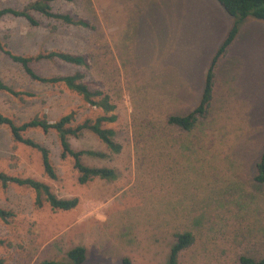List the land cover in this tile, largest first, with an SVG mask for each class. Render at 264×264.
<instances>
[{"label": "rangeland", "instance_id": "obj_1", "mask_svg": "<svg viewBox=\"0 0 264 264\" xmlns=\"http://www.w3.org/2000/svg\"><path fill=\"white\" fill-rule=\"evenodd\" d=\"M31 1L0 0V8H23ZM50 5L86 18L94 28L37 13V26L5 16L0 39L18 54L56 49L88 56V68L57 59L33 68L46 76L81 71L110 95L117 120L104 126L115 131L121 151L111 153L90 131L70 143L76 150L105 152V158L82 161L112 167L117 177L78 183L73 159L60 157L56 133L30 128L24 136L50 150L57 174L50 179L39 151L14 141L0 125V171L40 180L57 197L78 198L71 210H54L45 200L37 206L32 189L0 183V207L13 213L0 218L3 264L70 263L67 252L76 246L86 249L82 264H123L124 259L166 264L175 235L186 230L196 233L197 241L179 254V264H228L226 253L254 245L262 231L258 225L246 228L253 218L264 220V185L252 181L264 144V20L248 16L239 23L215 68L208 116L185 132L165 120L197 105L206 70L233 25L217 0H54ZM0 78L34 94L21 98L0 90V112L17 123L34 116L55 121L71 111L76 122L100 114L64 85L30 79L2 52ZM249 202H255L252 218L235 217ZM198 215L203 223L197 229ZM235 228L242 229L241 244ZM254 246L263 249L259 242Z\"/></svg>", "mask_w": 264, "mask_h": 264}, {"label": "trees", "instance_id": "obj_2", "mask_svg": "<svg viewBox=\"0 0 264 264\" xmlns=\"http://www.w3.org/2000/svg\"><path fill=\"white\" fill-rule=\"evenodd\" d=\"M52 1L54 0H33L27 3L23 8H0V19L5 16H13L23 18L31 26H37L40 24L34 17V13H37L45 18L53 19L67 25L87 29L94 28L91 22L86 18L78 17L68 12L54 11L50 5ZM217 1L223 9L231 17H233V25L229 29L226 37L219 46L206 70L201 96L197 105L185 114H171L166 116V124L180 129L181 131L191 132L198 126L200 121L207 118L214 92L215 68L219 59L225 55L227 48L233 42L238 32L239 23L248 16L264 20V0ZM0 52L6 55L12 62L18 64L30 79L49 85L62 84L69 90L78 94L85 103L100 111V114H98L94 119L87 118L81 122H76L75 113L71 111L62 115L55 121H49L45 117L34 116L20 123H17L11 117L0 112V125L8 127L12 139L39 151L43 170L50 179H57L56 170L50 157V150L48 147L40 144L31 137L24 136L23 133L30 128H40L44 132L54 131L56 133L60 157L62 159L66 157L73 159V166L78 174V183L85 184L96 178L107 181L116 179L117 172L114 168L107 166H90L82 161L83 156L105 158L107 157L105 152L92 149L76 150L70 143L71 137H78L84 131H90L108 148L111 153L116 154L121 151L122 145L116 141L115 131L110 127L104 126L106 123H113L117 120V114L115 112L117 106L111 100L110 95L103 90L98 89L96 87V81L94 79L86 78L85 74L81 71H75L74 73L65 75L46 76L39 74L33 68L34 63L51 61L54 59L61 60L75 66L88 68L90 65L88 56L85 54H75L56 49L42 50L36 54L30 55L18 54L11 51L7 47V44L2 42L1 39ZM0 90L21 98L24 96L31 97L34 95L32 92L26 90L14 89L12 86L5 83L2 78H0ZM252 181L257 185H264V144L259 158L254 164ZM0 183L3 187H7L9 184H15L17 186L32 189L35 192V203L37 206H41L43 200H45L52 209L67 211L76 207L78 204L77 197H57L48 184L32 177L13 176L0 171ZM249 203L250 204L247 207H243L242 209L240 205H237L236 213H238L241 209L244 214H238L235 217L247 219L255 202ZM12 216L13 213L11 211L0 207L1 219L7 220ZM251 218L252 217H249L248 219ZM261 218L259 222L257 221V218H253V223L249 224L246 230H248V232L252 231L258 225L262 233L259 236V240L256 241L255 244H258L259 242L263 249H258V247L254 246L255 244L253 245L249 242V248H246L248 247V245H246L242 251L241 249H235L232 255H227L225 252V259L228 264H264V220ZM195 221L194 226L197 228L200 223H203V216L198 215ZM235 229L238 230L233 233V236L236 234L235 241H238V244H241V241H239L237 236L241 235L242 229ZM238 232L239 235H237ZM175 238V242L170 249L166 264H179V254L183 250L193 246L197 241L196 233L192 230L177 233ZM244 241L247 242L250 240L244 239ZM67 257L70 263L57 260H44L42 264H82L86 258V249L83 246L72 247L68 250ZM0 264H3L2 259H0ZM123 264H127L126 259L123 260Z\"/></svg>", "mask_w": 264, "mask_h": 264}]
</instances>
